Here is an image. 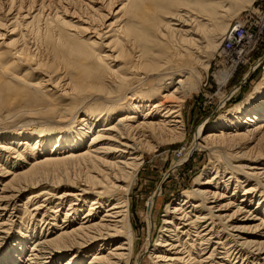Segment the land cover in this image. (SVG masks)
Returning <instances> with one entry per match:
<instances>
[{"label":"bare ground","instance_id":"obj_1","mask_svg":"<svg viewBox=\"0 0 264 264\" xmlns=\"http://www.w3.org/2000/svg\"><path fill=\"white\" fill-rule=\"evenodd\" d=\"M7 1L6 19L0 17L5 32L0 34V62L6 60L1 68L32 81V87L55 101L42 111L43 119L68 127L49 129L51 135L45 130L38 136L0 137V176L10 174L0 184V264L19 263L27 242L22 236L37 224L39 231L50 225V232L32 242L21 264H133L138 248L130 196L143 153L153 144L182 139V87L192 83L183 77L186 60L205 52L211 37L221 35L232 6L243 7L249 0ZM36 17L49 35L54 32L49 25L59 29V36L66 29L75 34L76 41L58 43L60 52L56 45L39 42L49 58L45 64L38 53L35 58L38 46L17 42L39 31L38 20L30 26ZM245 40L235 44L243 46ZM66 52L81 60L73 74L59 62ZM154 60L161 61L156 69ZM154 74L179 77L170 92L164 83L169 93L151 104L132 93L129 106L119 107L122 99L116 97L127 82H148ZM108 94L112 105L88 104L93 96L105 99ZM41 102L35 92L11 89L7 97L0 92V113L11 115ZM263 120L264 90L254 104L219 116L211 131L204 132L206 125L198 129L188 153L207 151L214 173L198 175L190 190L166 206L157 240L146 251L152 264H264V164L241 162L246 142L264 143ZM24 152L31 162L24 160ZM7 164L15 171L9 173ZM29 191L21 206L29 229L19 218L22 227L10 237L12 210L17 213V200Z\"/></svg>","mask_w":264,"mask_h":264},{"label":"rangeland","instance_id":"obj_2","mask_svg":"<svg viewBox=\"0 0 264 264\" xmlns=\"http://www.w3.org/2000/svg\"><path fill=\"white\" fill-rule=\"evenodd\" d=\"M7 6V0H0V17H2L3 20L6 19L4 14L7 11ZM13 8H15V6ZM24 10L25 8L21 7L19 12L21 13ZM229 15L230 16L225 20V25L221 27V35L214 36L213 38L211 37V44L203 50L205 51L203 52L205 54L203 55L202 53L198 55V57L193 55L190 59L186 60L187 66L184 68L185 72L183 77L187 78L188 81H191L192 83L189 85L184 84L182 87L184 97L183 103L181 104V112L184 122V136L179 140L153 144V150L151 149L150 151L143 153V166H141L142 168L140 167L141 169H139L136 174L135 184L130 196L131 211L133 215L132 227L137 236L136 245L138 248L133 264H152V261L147 259L146 251L150 250L157 240L158 230L161 227V221L164 217L163 214L166 208L172 206V202L178 196L180 197L183 192L190 190L193 186V181L198 175H201L202 177H210L214 173V171L210 169V157L207 151L205 152L203 149L199 148L188 153L190 149L189 145L193 142L194 135L198 129L201 126L206 125L205 127L203 126L205 129L204 132L211 131L212 127H214L211 125L215 123L219 116L234 113L236 109L248 107L249 105L254 104V99L256 97L263 94L264 0H249L240 8H237V6L234 5V7L232 6ZM122 19L123 18H121V20ZM36 20L39 22L36 24L39 26V31L34 34L32 31V34L17 42L21 43L22 41L27 40L31 43L29 46H31L32 49L38 46L39 50L36 52L35 58L37 60L38 53L41 63H49V58L45 55V49L42 45H47L48 48L56 45L57 50L60 52L63 50V47L58 45L59 42L64 43L67 39L76 41L72 36L75 35L72 31H67V29L63 30L62 35L59 36V29L52 25H49V28L52 27L54 32L53 35H49L47 33L48 29L43 31L44 26L37 17L30 23V26ZM23 21L24 20H18L19 24ZM8 24L6 23V27H8ZM7 29H10V27ZM20 31L21 30H17L16 35H18ZM236 31H240L242 36L237 37L234 35ZM3 33L5 32L0 30V34ZM218 36H222V38L217 42L216 39L219 38ZM8 37L10 39V36ZM242 37L246 39V43L245 45L240 46V49L235 42L238 39H242ZM33 44L35 47H33ZM235 46L238 48V51L236 48L235 53H231L230 48ZM1 48L2 47L0 46V49ZM169 54L170 53L168 52L166 55L168 56ZM205 56L207 57L205 58ZM6 58L9 60L10 57L6 56ZM59 62L64 63V65L68 67V72L73 74L77 71V66L81 60L66 52ZM0 63L4 64L6 63V60H3V62ZM160 63V60H154L152 63L153 69H156ZM59 74H61L60 70L58 71V75ZM219 75H222V77H219ZM178 77L179 76L172 80L169 75L160 77L154 74L151 76L154 80L148 82L145 81L141 83L140 81H137L136 84H134V81H129L117 94L120 96L116 98L122 99V103L119 102L118 105L121 103L122 105L119 107L123 106V108L124 106H129L128 103L130 104V102L133 101L132 96L130 95L132 93L142 96L144 101L149 100V103L147 104H151L152 101L158 100L159 95L172 91L173 87L176 86L174 83ZM30 82L32 81L19 80L15 73L13 74V72L4 71L0 65L1 97H7L8 90L11 89L28 90L30 92H35L42 97V102L39 105H25L19 112L11 115L0 113V137L2 135L7 136L17 133H33L34 136H38L45 130H47V134H50L48 131L49 129L51 130L55 127H68L65 124L54 122L53 119H43L44 115L42 111L50 110L55 101L44 97L38 88L31 86ZM164 83H168L169 92L163 90L162 87ZM23 86L28 87V89H24ZM128 86L129 89L124 91ZM59 90L63 91L62 94H65L63 96L68 97L65 93L66 89L63 90L62 88ZM113 100L114 98H111L110 94L105 96V99L104 97L93 96L90 98L88 104L92 103L93 105V103H99L100 105L103 104V107H105L112 105L114 102ZM143 104L145 105L146 103ZM85 105H87V103ZM111 115H113L115 119L118 114L114 113ZM140 117L141 115L139 118ZM87 139L85 142H87ZM256 142H261V140L246 142L247 144H245V148L241 152L244 153V160L241 161L242 163H246V160L249 159L254 160L257 164H264V143ZM24 157L26 162L32 161L25 152ZM9 159L13 161L12 158ZM182 160L183 162H181ZM4 168H6L9 173L15 171V167L8 164L7 167L5 166ZM9 179L10 174H3L0 176V184ZM241 191L242 190L239 189L240 193ZM229 192L231 193L232 190L230 189ZM28 193H30V191L22 193L17 200V213L12 210L11 215L14 217L11 220L12 225L10 226V237L14 235L17 229H21L22 227L19 223V218H21V222L25 224L24 227H28L29 229V226L27 225L28 220L26 217H22L24 215V210L21 209L23 202L29 195ZM239 194L236 196V200L239 199ZM31 208L32 207H29L28 210H31ZM38 225L39 224H37L34 231H32L31 228V230H27V233L23 234L22 239L25 241L27 240V242L25 243L24 252L19 259L18 264H21L23 258L29 253L28 251L32 247V242L38 237H42V233H45V230L48 229L50 232V225H44V231H39L40 225ZM48 231H46V233H48ZM29 233H34L36 235L35 238L29 240ZM10 237L7 236L6 239H10Z\"/></svg>","mask_w":264,"mask_h":264}]
</instances>
